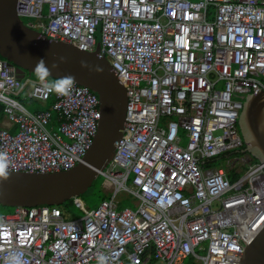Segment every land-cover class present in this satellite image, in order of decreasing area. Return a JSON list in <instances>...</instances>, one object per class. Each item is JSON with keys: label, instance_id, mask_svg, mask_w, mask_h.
I'll list each match as a JSON object with an SVG mask.
<instances>
[{"label": "built area", "instance_id": "2783aa9c", "mask_svg": "<svg viewBox=\"0 0 264 264\" xmlns=\"http://www.w3.org/2000/svg\"><path fill=\"white\" fill-rule=\"evenodd\" d=\"M16 9L29 27L88 51L100 34L128 104L99 170L109 197L95 207L72 197L81 215L63 204L1 213L0 264L14 251L25 264H239L264 227V162L241 151L238 124L247 96L264 90V0H18ZM23 92L51 108L29 110ZM0 104V152L14 171L75 167L102 116L90 87L58 95L3 57ZM221 155L227 168L207 163Z\"/></svg>", "mask_w": 264, "mask_h": 264}, {"label": "water", "instance_id": "95a60500", "mask_svg": "<svg viewBox=\"0 0 264 264\" xmlns=\"http://www.w3.org/2000/svg\"><path fill=\"white\" fill-rule=\"evenodd\" d=\"M17 3L18 0H0V55L16 65L17 76L22 79L27 72L33 73L36 62L44 58L51 69L49 77L71 74L75 82L90 87L100 98L98 132L83 162L69 170L53 172L9 170L8 179L0 180L1 205H62L88 191L99 170L112 159L126 121L127 89L109 59L99 55L98 48L88 51L29 27L18 15ZM60 56L67 57L66 62L52 68ZM81 60H86L89 67H82ZM96 66L103 71H96ZM238 124L245 142L241 151L264 162L263 89L247 96ZM239 264H264V227L245 245Z\"/></svg>", "mask_w": 264, "mask_h": 264}, {"label": "clouds", "instance_id": "9594fccd", "mask_svg": "<svg viewBox=\"0 0 264 264\" xmlns=\"http://www.w3.org/2000/svg\"><path fill=\"white\" fill-rule=\"evenodd\" d=\"M67 57L60 56L58 61H53L52 68H58L60 62H66ZM81 66L84 68L89 67L86 60H81ZM96 71H103L100 66H96ZM34 72L38 80L47 88L50 92H55L58 95H68L75 83V77L71 74L60 76L59 78L48 81V77L51 75V69L47 66L44 58L39 59L36 62ZM9 156L7 152H0V180H7L9 173ZM3 226L0 225V228ZM103 259V258H101ZM5 264H25L23 254L18 251L11 252L5 258Z\"/></svg>", "mask_w": 264, "mask_h": 264}, {"label": "rangeland", "instance_id": "374dc122", "mask_svg": "<svg viewBox=\"0 0 264 264\" xmlns=\"http://www.w3.org/2000/svg\"><path fill=\"white\" fill-rule=\"evenodd\" d=\"M45 11H46V7L44 8ZM23 20L27 23L28 20L26 18H23ZM102 45V41H101V37H100V34L98 35V41H97V48H100ZM0 58H2V56L0 55ZM26 76L28 77H32L33 79H36V75L35 74H29L28 72L26 73ZM52 81V80H51ZM25 95L26 93L23 92ZM238 98H241V99H244L246 98L245 95H238L237 96ZM21 99V101L27 105L29 108H31L32 110H35V105H37L36 102H33L31 100H24V95L20 96L19 97ZM27 107V108H28ZM181 134L183 136H185V132L183 130H181ZM187 141V138L184 137V144L186 143ZM237 155V153H235L234 155L232 156H235ZM231 156V157H232ZM213 165L216 167V168H220V167H224V168H227V157L226 156H221V157H218L214 162H213ZM105 181V177L100 175L98 176L94 183H93V187L91 188V190L89 192H85V194H82L81 195V198L85 201L86 205L89 206V207H95V206H98L101 202V198L99 197V192L101 190H104L103 189V183ZM128 201V200H127ZM124 200V204L126 206L129 205V201L127 202ZM131 201V200H130ZM132 203V202H131ZM132 206V204L130 205ZM69 207H70V210L73 212L74 215H81L82 214V210H80L79 208H77L74 204L70 203L69 204ZM15 211V207L13 206H5V205H1L0 204V214L1 213H13ZM69 217V215H68ZM154 264H161L159 261H156Z\"/></svg>", "mask_w": 264, "mask_h": 264}, {"label": "trees", "instance_id": "16d2710c", "mask_svg": "<svg viewBox=\"0 0 264 264\" xmlns=\"http://www.w3.org/2000/svg\"><path fill=\"white\" fill-rule=\"evenodd\" d=\"M31 74H35V72H33V73H31ZM37 79H38V78H37ZM48 79L51 81V80H55L56 78L48 77ZM31 101H32V100H31ZM48 104L50 105L49 108H51V106H52V101H51L50 103H48ZM46 108H48V107H46ZM0 111H2V105H1V104H0ZM225 155H226V154H225ZM225 155H221V156H225ZM221 156H218V157H221ZM218 157H215V158H213V159H211V160H208L207 163L210 162V165H213V162H214ZM254 159L257 161L256 158H254ZM230 177H231V179L234 181V180L238 177V175L232 173V174H230ZM92 187H93V185H92ZM92 187H90V188L88 189L87 192H89V191L91 190ZM87 192H86V193H87ZM84 194H85V193H84ZM99 197L101 198V201H102V200L108 198V197H109V194H108L107 192H105L104 190H101V191L99 192ZM125 201H127V199H126ZM123 202H124V201H123ZM127 202H128V201H127ZM70 203H72V200H71V199H70V200H67L66 203L63 204V205H64V206H69ZM123 204H124V203H122V205H123ZM5 206H8V205H5ZM186 264H196V263L194 262V258H193V257H190V258H188V259L186 260Z\"/></svg>", "mask_w": 264, "mask_h": 264}, {"label": "crops", "instance_id": "0c3cea01", "mask_svg": "<svg viewBox=\"0 0 264 264\" xmlns=\"http://www.w3.org/2000/svg\"><path fill=\"white\" fill-rule=\"evenodd\" d=\"M30 86L27 87V89L29 88ZM24 95V100H32V99H29L24 93L20 94V96ZM19 96V97H20ZM34 100V99H33ZM32 100V101H33ZM33 102H36L37 105H35V110H32L31 108L28 107L29 110L31 111H40V110H43L45 109L46 107H50V105L48 103H50L51 101H48L46 103L44 102H40V101H37V100H34ZM2 105V104H1ZM3 126H7V122L5 121V117L3 116L2 114V111H0V128L3 127Z\"/></svg>", "mask_w": 264, "mask_h": 264}]
</instances>
